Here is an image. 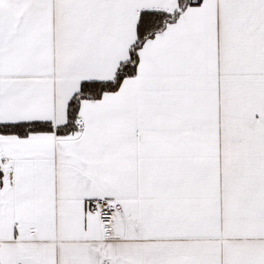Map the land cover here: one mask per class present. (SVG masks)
Returning a JSON list of instances; mask_svg holds the SVG:
<instances>
[{
	"label": "snow or ice",
	"instance_id": "1",
	"mask_svg": "<svg viewBox=\"0 0 264 264\" xmlns=\"http://www.w3.org/2000/svg\"><path fill=\"white\" fill-rule=\"evenodd\" d=\"M0 264H264V0H0Z\"/></svg>",
	"mask_w": 264,
	"mask_h": 264
}]
</instances>
